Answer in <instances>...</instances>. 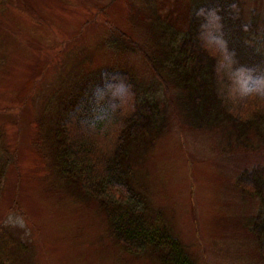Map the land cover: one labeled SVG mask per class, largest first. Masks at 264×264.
I'll list each match as a JSON object with an SVG mask.
<instances>
[{
    "label": "rangeland",
    "instance_id": "374dc122",
    "mask_svg": "<svg viewBox=\"0 0 264 264\" xmlns=\"http://www.w3.org/2000/svg\"><path fill=\"white\" fill-rule=\"evenodd\" d=\"M245 1L264 16V0ZM188 8L189 0H0V262L161 264L111 235L97 203L59 171L49 138L75 86L100 69L151 80L139 54L117 51L112 37L142 43L150 13L186 29ZM168 121L131 157L149 220L169 227L195 264H263L250 229L258 200L236 178L264 163V149L241 150L174 112Z\"/></svg>",
    "mask_w": 264,
    "mask_h": 264
},
{
    "label": "trees",
    "instance_id": "16d2710c",
    "mask_svg": "<svg viewBox=\"0 0 264 264\" xmlns=\"http://www.w3.org/2000/svg\"><path fill=\"white\" fill-rule=\"evenodd\" d=\"M261 14L245 0H189L187 28L178 30L150 13L142 43L119 31L109 45L139 54L151 80L105 67L78 83L60 108L49 138L56 165L97 203L109 232L130 253L195 264L169 227L149 220L145 192L134 183L132 153L169 129L171 112L185 126L233 138L241 150L264 149ZM250 166L236 184L258 200L250 229L264 264V163Z\"/></svg>",
    "mask_w": 264,
    "mask_h": 264
}]
</instances>
